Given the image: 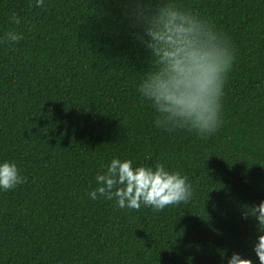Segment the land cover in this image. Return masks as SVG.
<instances>
[{"label":"trees","instance_id":"obj_1","mask_svg":"<svg viewBox=\"0 0 264 264\" xmlns=\"http://www.w3.org/2000/svg\"><path fill=\"white\" fill-rule=\"evenodd\" d=\"M229 38L221 127L155 126L138 88L150 54L130 36L116 0H0V163L27 183L0 190V264H259L264 201V0H167ZM16 13L21 23L13 25ZM113 158L186 175L188 203L120 209L95 177ZM226 250V258L221 252Z\"/></svg>","mask_w":264,"mask_h":264},{"label":"clouds","instance_id":"obj_2","mask_svg":"<svg viewBox=\"0 0 264 264\" xmlns=\"http://www.w3.org/2000/svg\"><path fill=\"white\" fill-rule=\"evenodd\" d=\"M122 5V18L129 25L131 38L149 54L150 63L141 78L138 91L153 102L158 113L155 126L165 131L186 129L201 138L214 134L222 125V99L227 73L235 53L229 38L214 26L182 10L167 0H116ZM43 7L44 0H36ZM9 22L19 25L13 13ZM23 35L11 28L0 43L19 42ZM95 180L98 185L89 198L98 195L116 201L120 209L139 211L141 206L163 211L168 206L188 203L194 195L189 178L180 172H169L162 164L133 167L131 159L113 158L101 165ZM27 183L15 162L0 163V190H14ZM243 219L256 221L257 243L253 251L264 264V201L244 205ZM226 250L221 258H226ZM227 264H253L251 259L233 253Z\"/></svg>","mask_w":264,"mask_h":264}]
</instances>
